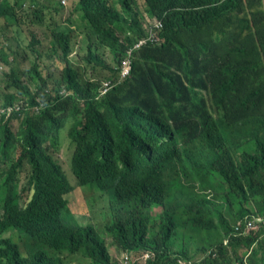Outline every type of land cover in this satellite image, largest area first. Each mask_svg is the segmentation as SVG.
<instances>
[{"label": "trees", "instance_id": "trees-1", "mask_svg": "<svg viewBox=\"0 0 264 264\" xmlns=\"http://www.w3.org/2000/svg\"><path fill=\"white\" fill-rule=\"evenodd\" d=\"M142 2L144 13L137 0L78 2L115 63L124 50L117 33L142 38V21L154 25L122 85L109 89L85 68L74 75L69 19L45 25L47 47L31 37L27 82L3 75L0 264H116L96 226L70 210L75 184L90 210H106L105 230L130 264H264V231L252 223L264 212V0ZM30 5L26 21L41 25L46 6ZM23 7L4 0L0 16L13 25ZM44 52L66 63L53 84ZM66 143L74 184L53 156ZM10 232L24 238L25 254Z\"/></svg>", "mask_w": 264, "mask_h": 264}, {"label": "rangeland", "instance_id": "rangeland-1", "mask_svg": "<svg viewBox=\"0 0 264 264\" xmlns=\"http://www.w3.org/2000/svg\"><path fill=\"white\" fill-rule=\"evenodd\" d=\"M12 1H18V0H12ZM40 3L46 6V9L43 10L44 13V21L41 25L38 24H32L31 22L28 23L26 21V13L29 15L31 20H33L32 16V11L34 10V7L30 5L29 10L27 9L28 4H30V0H22L24 7L22 13H19L21 20L22 21H16L18 27L15 26H10L7 28H12L14 30V36H13V48L15 50H18L20 53H22L23 50L27 51V46L30 43L31 37L36 36L42 43V46L47 47V44L49 42V36L50 32L45 26L46 24L49 23V21H53L54 23H62L66 22L68 19L70 21H75L77 20V14L74 12V7L76 4L77 0H63L65 3L62 4V0H39ZM60 3L63 8H59L57 3ZM138 5H139V10L141 13H144V4L142 0H137ZM52 4V5H51ZM54 7L55 9H53ZM117 8L119 9V6L117 5ZM0 21H3V19L0 18ZM142 26L148 31L149 29L153 28L154 25L149 24L147 21H142ZM155 33V32H154ZM152 33V35L154 34ZM3 49L4 53H6L8 56L10 55L8 52V49L5 50L3 48V42L0 41V51ZM39 50H42V47L38 48ZM44 51V50H43ZM45 53V52H44ZM86 53V48L83 46L80 48V50L77 53V58L73 59L77 65L82 69L84 67V62L82 61V57ZM54 57H50L45 53V56L41 58V62H46L45 66L43 68V72H47L51 75V80L49 81L50 84L52 83V80L56 79L61 72L63 65L61 64L63 61H58L53 59ZM105 63L106 64H111V56L110 54L106 51L105 52ZM18 70L20 72H26L27 69L30 67V61H23L21 58L18 59ZM60 63V64H58ZM84 69V68H83ZM9 70L8 68H4L0 66V94L4 92V74H8ZM82 74L85 75L86 78H89L91 76H104L106 75V71H104L100 67H96L94 70H92L90 67H86L84 71L81 72ZM21 79H23L24 82H27V76H21ZM213 96V92L210 94V99L207 101L206 104L210 103V100ZM185 112L187 110H184ZM62 135L65 136L67 141H69L67 137L66 132H62ZM68 147L70 146V143L67 146V143L64 144L63 147H61L56 153L53 154L54 158L57 160V162L60 164V166L67 172L69 175L72 184H74L73 181V175L71 173V168L68 165ZM72 151V149H71ZM71 173V175H70ZM73 177V178H72ZM26 175L22 174L20 178V187H26ZM2 194V187H0V196ZM22 195V200L25 202L28 197L30 196L29 192H24L21 193ZM69 208L70 210L79 218L81 219H89L97 228L98 233L104 238L105 243L107 245L109 255L113 260L116 261V264H130L132 262V255L130 254L129 256V261H121V258L126 256L128 252H121L116 245L115 241L112 239L111 235L106 232L105 226L108 222V216L106 215V210H104L101 206L97 205L93 210H90L88 208V205L85 201V191L83 189L77 188L76 184L74 185V191H72V195L70 197V203H69ZM161 209L158 207L153 208V214L156 216L160 213ZM261 216L258 215L255 216V219L259 222H261ZM84 221V220H83ZM5 236H11L14 240H16L21 249L22 253L25 254L23 247L25 244L24 238L20 237L18 233L16 232H10L5 234ZM252 237V236H251ZM66 257V256H65ZM66 260L68 261L69 264H82V259L80 256H71V257H66ZM140 264H145L144 262ZM179 264H186L183 262H180ZM234 264H239V262H235Z\"/></svg>", "mask_w": 264, "mask_h": 264}, {"label": "clouds", "instance_id": "clouds-1", "mask_svg": "<svg viewBox=\"0 0 264 264\" xmlns=\"http://www.w3.org/2000/svg\"><path fill=\"white\" fill-rule=\"evenodd\" d=\"M11 1L12 0H9V3ZM62 1H61V3L64 4L65 2H62ZM0 2L4 3V0H0ZM78 2H79V0H77L76 4H75V13L77 14V21H80L82 19H81L80 12L78 11ZM4 17L9 18V16H0V18L3 19V21H0V41L3 42V48L5 50L8 49V46H12L13 50L8 51L10 54L9 56L6 53L4 54L3 59L5 60L6 64L0 63V66H2L4 68H8V70H9L8 74H15V75H18L20 77L23 71L20 72L18 70V65H19L18 59L21 58V60H23V61H26V60L31 61L32 60V58H33L32 57V53H33L32 43L30 41L29 45L27 46V51L23 50L22 53H20L18 50H15L13 48V40L12 39L4 40V34L5 33H8L10 35H14V30L12 28H7V27H10V26L18 27L17 24L7 25L4 21ZM144 21H147L149 24L152 25V22H150L146 19H144ZM141 29L143 30V32L145 34V36H143L142 38L136 37L131 31H128L125 34L117 33L118 42L124 46L122 57L120 58V60L117 63L114 62L111 52L108 49H106V51L111 56V60H112L111 64L105 63V60H104L105 55L101 56L103 62L100 66H94L93 64H88L85 60L86 56H83L82 57V61L84 62L83 68L93 66L94 69L96 67H100L104 71H106V75L99 76V78L102 79L104 86L108 87L109 89H114V88L122 85L126 80H128L131 77L132 63L135 59V55L140 50L145 48L150 43V41L152 39L153 28L149 29V33L143 26H141ZM69 33H70V37H71L70 43L75 44L78 49L76 52L71 51L67 55L66 61L70 64L71 69L74 71V75L77 77L79 75L80 71L83 70V68L81 69L79 67V65H77V63L72 61L73 59L77 58V53L80 50L78 42H76V39H75L76 29L73 25H71V30ZM128 40H133V42L131 44H128V42H127ZM59 61H63L62 58ZM58 64H60V63H58ZM61 64L63 65V68H62L60 74L64 75V72L67 69L66 63L63 61ZM208 100H209V98L207 97L206 101H208ZM256 216H258V215H256ZM130 254L131 253H128L126 256L129 257ZM122 260H123V257L121 258V261ZM180 262H182V261H178V263H180ZM183 263L189 264L190 260H188L187 262H183Z\"/></svg>", "mask_w": 264, "mask_h": 264}, {"label": "flooded vegetation", "instance_id": "flooded-vegetation-1", "mask_svg": "<svg viewBox=\"0 0 264 264\" xmlns=\"http://www.w3.org/2000/svg\"><path fill=\"white\" fill-rule=\"evenodd\" d=\"M76 29L75 39L78 42L79 47H85L87 54L91 53L96 56H104L106 48L100 43L97 34L91 29L88 24L82 20H75L72 24Z\"/></svg>", "mask_w": 264, "mask_h": 264}, {"label": "built area", "instance_id": "built-area-1", "mask_svg": "<svg viewBox=\"0 0 264 264\" xmlns=\"http://www.w3.org/2000/svg\"><path fill=\"white\" fill-rule=\"evenodd\" d=\"M62 2H64V1H62ZM250 223H251V222H250ZM250 223H249V224H250ZM252 223H253V225H254L256 228H261V229L264 231V213H263L262 216H261V222L257 221V220L255 219V217H254V222H252ZM127 260H129V257H128V256H124L122 261H127Z\"/></svg>", "mask_w": 264, "mask_h": 264}]
</instances>
